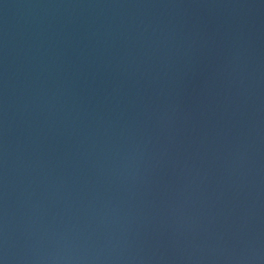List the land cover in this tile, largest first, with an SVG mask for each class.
<instances>
[{
	"label": "water",
	"instance_id": "95a60500",
	"mask_svg": "<svg viewBox=\"0 0 264 264\" xmlns=\"http://www.w3.org/2000/svg\"><path fill=\"white\" fill-rule=\"evenodd\" d=\"M0 264H105L53 0H0Z\"/></svg>",
	"mask_w": 264,
	"mask_h": 264
}]
</instances>
